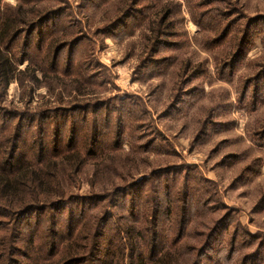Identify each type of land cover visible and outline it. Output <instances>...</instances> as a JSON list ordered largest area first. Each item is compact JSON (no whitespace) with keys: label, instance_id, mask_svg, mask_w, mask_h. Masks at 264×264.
Returning a JSON list of instances; mask_svg holds the SVG:
<instances>
[{"label":"rangeland","instance_id":"rangeland-1","mask_svg":"<svg viewBox=\"0 0 264 264\" xmlns=\"http://www.w3.org/2000/svg\"><path fill=\"white\" fill-rule=\"evenodd\" d=\"M229 1L0 0L25 22L0 102L14 163L85 158L52 190L68 203L0 210V256L29 264L76 228L82 264H151L170 244L179 264H264V0Z\"/></svg>","mask_w":264,"mask_h":264},{"label":"trees","instance_id":"trees-1","mask_svg":"<svg viewBox=\"0 0 264 264\" xmlns=\"http://www.w3.org/2000/svg\"><path fill=\"white\" fill-rule=\"evenodd\" d=\"M9 14H0V102H3L6 88L11 81L16 80L22 72L18 70L19 66L26 61V57L22 54L21 58H16L14 54H11L13 44L22 32L19 28V24L25 23L20 19L21 11L20 7L12 9ZM259 19V17H257ZM256 19H251L246 28L250 29L251 23ZM36 25L31 23L26 31V34H30L35 31ZM230 25L223 30L224 34L228 31ZM223 34V35H224ZM249 34L244 32L241 38V42L237 52L232 57V61H236L246 51L243 52L248 46ZM62 47V46H61ZM0 131V210L4 209L7 214L11 212L15 214L16 218H19L27 213L34 211H44L50 209L53 205H64L63 202L70 199V196L66 199L62 198V193L59 191L52 192L54 186L62 185L64 183L62 178L66 179L69 183L75 182L73 172L81 173L83 166H85V158L81 157L79 152L74 149L68 151H53L54 154L49 158H41L37 162L26 161L14 163L13 157L16 153L17 142L20 139V135H15L8 144V137L5 133L8 127L1 128ZM16 133V131H15ZM264 130L261 131V134ZM7 143V146H6ZM10 143V142H9ZM9 145V147H8ZM44 147L40 150L43 154ZM51 152V153H53ZM101 154V153H100ZM99 157V156H98ZM100 158V157H99ZM83 159V160H82ZM97 161V159H96ZM58 173L62 174L59 176ZM72 199V198H71ZM68 203V202H65ZM86 214L83 212L79 214L76 227L84 228L87 224ZM74 235L66 241L63 249H57L58 247L52 244L48 249L45 245L38 247L39 253L25 256L29 264H82L86 260V253L80 251L77 248L78 236L76 235V228ZM90 229L85 227L82 232L89 233ZM102 237L99 234V238ZM97 235H93L90 238V242H97ZM166 238V237H165ZM168 241V238L166 239ZM171 244L166 252L158 251V257L150 261L151 264H179L178 260L174 258L170 259L167 255L171 252ZM89 255V254H88ZM68 258H67V257ZM90 256V255H89ZM62 258V259H61ZM152 259V258H151ZM118 260V259H117ZM114 260H111L108 264H113ZM119 264V262H115ZM0 264H13L8 257L0 256Z\"/></svg>","mask_w":264,"mask_h":264},{"label":"crops","instance_id":"crops-1","mask_svg":"<svg viewBox=\"0 0 264 264\" xmlns=\"http://www.w3.org/2000/svg\"><path fill=\"white\" fill-rule=\"evenodd\" d=\"M220 1H221V0H220ZM236 3H237L236 1H234V0H230L229 2L226 3V6H227L228 8H231V7H232V8L234 9V11H235L236 8H237V7H236ZM231 4H233V6H231ZM233 13H234V12H233ZM233 13H232V11H229V15H234Z\"/></svg>","mask_w":264,"mask_h":264}]
</instances>
